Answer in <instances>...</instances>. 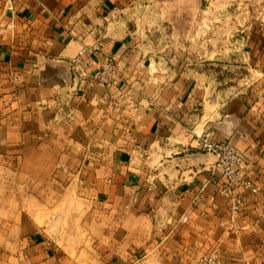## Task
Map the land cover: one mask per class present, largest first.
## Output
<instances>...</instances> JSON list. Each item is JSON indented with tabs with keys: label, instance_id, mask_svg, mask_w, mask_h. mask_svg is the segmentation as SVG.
Segmentation results:
<instances>
[{
	"label": "crops",
	"instance_id": "obj_1",
	"mask_svg": "<svg viewBox=\"0 0 264 264\" xmlns=\"http://www.w3.org/2000/svg\"><path fill=\"white\" fill-rule=\"evenodd\" d=\"M145 1L0 0V264H195L215 249L264 264V89L164 71L149 42L171 22L143 17ZM259 38L246 69L263 77ZM104 59L118 71L105 86L91 81ZM194 130L242 151L255 191L235 184L239 214Z\"/></svg>",
	"mask_w": 264,
	"mask_h": 264
},
{
	"label": "rangeland",
	"instance_id": "obj_2",
	"mask_svg": "<svg viewBox=\"0 0 264 264\" xmlns=\"http://www.w3.org/2000/svg\"><path fill=\"white\" fill-rule=\"evenodd\" d=\"M145 3L143 17L157 22L162 16L163 22H171L165 26L154 23L152 27L161 31L160 38L149 42L150 48L158 53L164 71L202 79L215 93L221 90L228 95L261 96L264 76L257 77L246 67L250 65L249 56H252L249 52L258 48L259 37L264 35V24L249 23L264 17V0H202V9L196 20L188 7L173 10L167 3L164 8L167 12H161L153 0ZM222 40H226L225 43ZM233 47L237 50L235 56ZM6 175L7 171L0 173V185L4 186L8 181L4 180ZM5 252L0 249V259Z\"/></svg>",
	"mask_w": 264,
	"mask_h": 264
},
{
	"label": "built area",
	"instance_id": "obj_3",
	"mask_svg": "<svg viewBox=\"0 0 264 264\" xmlns=\"http://www.w3.org/2000/svg\"><path fill=\"white\" fill-rule=\"evenodd\" d=\"M84 53V50L80 52ZM118 71L116 64L110 60H101V64L92 74L91 81L98 85H109L116 77ZM194 137L200 141L201 150L211 153L216 157V167L220 171L221 186L220 194L226 198L230 213L237 215L242 209V202L234 191L236 183L244 189L255 191L253 183L247 178H242L238 172V167L242 162V151L229 144L216 142L210 137H206L199 130L193 131ZM221 258L218 249L209 254L202 255L195 264H220Z\"/></svg>",
	"mask_w": 264,
	"mask_h": 264
},
{
	"label": "water",
	"instance_id": "obj_4",
	"mask_svg": "<svg viewBox=\"0 0 264 264\" xmlns=\"http://www.w3.org/2000/svg\"><path fill=\"white\" fill-rule=\"evenodd\" d=\"M190 8L193 13V20H196L198 17L199 11L202 9V0H189Z\"/></svg>",
	"mask_w": 264,
	"mask_h": 264
},
{
	"label": "trees",
	"instance_id": "obj_5",
	"mask_svg": "<svg viewBox=\"0 0 264 264\" xmlns=\"http://www.w3.org/2000/svg\"><path fill=\"white\" fill-rule=\"evenodd\" d=\"M206 4H204V7H205Z\"/></svg>",
	"mask_w": 264,
	"mask_h": 264
}]
</instances>
